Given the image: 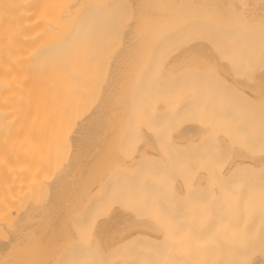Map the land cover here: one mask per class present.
Wrapping results in <instances>:
<instances>
[{"label": "bare ground", "instance_id": "bare-ground-1", "mask_svg": "<svg viewBox=\"0 0 264 264\" xmlns=\"http://www.w3.org/2000/svg\"><path fill=\"white\" fill-rule=\"evenodd\" d=\"M0 264H264V0H0Z\"/></svg>", "mask_w": 264, "mask_h": 264}, {"label": "rangeland", "instance_id": "rangeland-1", "mask_svg": "<svg viewBox=\"0 0 264 264\" xmlns=\"http://www.w3.org/2000/svg\"><path fill=\"white\" fill-rule=\"evenodd\" d=\"M194 64H195V66H197L198 63H195V61H194L193 64H191L192 67L194 66ZM189 65H190V64H189ZM244 96H245V95H244ZM118 137H119V136H118ZM118 137H117V138H118ZM110 138H111V137H110ZM117 138L114 137V139L116 140V143H117V145H118L119 147L116 145L114 139H110V140H113V144H111L112 142H111V143L108 142L109 145H110V147H108V146H109L108 144H106L105 147L108 145L107 147H108V148H112V150H113V152H114L115 150H114L113 148H114V146H117V147H116V152L118 153V149L120 148V144H119V143L121 142V139H120V141L117 142V140H118ZM108 139H109V138H108ZM106 141H107V139H106ZM63 143H64V142H62V144H63ZM105 143H107V142H105ZM62 144H61V143L58 144L60 147H59V146H57V147H59L60 149H62V147H63V149L61 150V151H62V152H61V156L63 155L64 160H63V157H61V159L63 160L62 162H65L66 158H67V159L71 158V155L68 156L69 158H68V157H65V156L68 155L69 151H70V154H71L72 151H71V150H68V151H67V149H68V145H67L68 142H67V144H66V142H65V144H66V146L64 145L65 147H64ZM70 145H71V144H69V146H70ZM111 145H112V147H111ZM113 145H114V146H113ZM61 146H62V147H61ZM101 146H102V145H101ZM102 147H104V145H103ZM105 147H104V149H105V151H106V148H105ZM65 148H66V149H65ZM64 149H65V153L68 152L67 154L63 153V150H64ZM70 149H71V148H70ZM104 149H103V150H104ZM120 149H121V148H120ZM120 149H119V150H120ZM107 150H108V149H107ZM109 150H110V149H109ZM112 150H111V151H112ZM99 151H101V150H99ZM111 151H110V152H111ZM110 152H109L108 156L106 155V154H107V152H106L105 156L110 158V157H111L110 155H113V154H114V157H117V155L115 156V152H114V153H111V154H110ZM104 153H105V152H104ZM104 153H102V154H104ZM105 156H104V158H105V160H106V157H105ZM100 157H101V156H100ZM112 157H113V156H112ZM58 158H59V157H58ZM104 158H103V159H104ZM109 158H108V159H109ZM61 159H60V161H58L59 159H56L58 162H57L56 160L53 161V163H57V164H52V166H51V164L49 165V167H51V168H53V167L55 166V169H54V170L52 169L54 172H56L55 170L57 169L58 165L60 164ZM99 159H101V158H99ZM99 159H98V160H99ZM103 159H102V160H103ZM113 159H114V158H113ZM113 159H112L111 161H110V160H109V161L106 160V162L104 163L105 165H106V164L108 165V163L111 162V164H113V165H111V164H109V165H111V168H112V169L110 168L109 165H108L107 167L105 166L106 168H105V167H104V168H101L100 166H102L103 161H102V164L99 163V164H101V165L98 164L99 167H100V169L103 170V174H102L101 170L99 171V172H101V173H100L101 175L99 174L100 176H98V175L95 174L96 176H98V177H96V179L99 178V179H98L99 181H97V180L94 178V179H95V181H94L95 183L100 182V178H101V177L103 178V175L105 174L104 172L108 173V172L110 171V169H111V171H110L108 174L110 175L111 172L114 173V170H116V166L114 165ZM98 160H97V161H98ZM105 160H104V161H105ZM115 160H116V161H115ZM115 160H114L115 162H118L117 158H116ZM66 161H67V160H66ZM69 161H70V160H68V162H69ZM107 161H108V162H107ZM62 162H61V163H62ZM112 162H113V163H112ZM51 163H52V162H51ZM58 163H59V164H58ZM95 164H96V162H95ZM95 164H94V166H95ZM242 164H243V163H242ZM53 165H54V166H53ZM61 165H62V167H63L64 164H61ZM61 165L59 166V168L61 167ZM66 165H67V162H66ZM64 166H65V165H64ZM96 166H97V165H96ZM113 166L115 167V169L113 168ZM97 167H98V166H97ZM99 167H98V168H99ZM95 168H96V167H93V169H95ZM98 168L95 169V170H97V172H98V170H99ZM47 169H48V171H47V170L44 171V176H45L46 174H47L46 176H48V172H49V174H50V172L52 173V171H50L51 169H50V170H49V168H47ZM61 169H62V168H61ZM104 169H105V170L108 169V172L105 171ZM59 171H61V170H59ZM54 172H53V173H54ZM112 173H111V174H112ZM57 174H58V173H57ZM51 175H52V174H51ZM53 175H55V173H54ZM53 175H52V176H53ZM109 175H108V176H109ZM52 176L49 175L48 177H52ZM105 176H107V174L104 175V177H105ZM48 177H46V178H48ZM92 177H93V176H92ZM89 179H91V178H89ZM92 179H93V178H92ZM106 179H107V178L105 177V179L103 180V182H105ZM34 181H35V184H36V181H37V180L35 179ZM83 181H84V179H83ZM101 181H102V180H101ZM88 182H89V180H88ZM92 182H93V181H92ZM94 182H93L92 185H93V187L95 188V185H96V184H95ZM39 183H40V181H39ZM37 184H38V182H37ZM37 184H36V186H38ZM100 184H102V187H104L103 183H101V182H100L99 184H97V187H98V185H99V186H100L99 188H100V189H103V188L101 187ZM40 186H41V185H40ZM42 187H43V186H42ZM97 187H96V188H97ZM40 189H41V187H40ZM40 189H38V190H39V191H38V194H36L37 197H36V198L34 197V199L36 200V203L38 202L37 204H39L40 201L43 202V201H42L43 199L46 200V199H47V196H48V198H49V195L46 193V192L48 191V190L46 191L47 188H44V189H45V190H44L45 193H44V191H42L43 189H42V190H40ZM41 191H42V192H41ZM42 193H44V194H42ZM39 194H42L43 196H45V194H46L47 196H45V198H43V196L40 197L41 195H39ZM39 197L41 198L40 201L38 200ZM45 200H44V201H45ZM47 201H48V200H47ZM43 203H44V202H43ZM41 204H42V203H41ZM37 213H39V212H36L35 214H37ZM52 220H53V219H51L50 221L52 222ZM51 222L48 221V223H49V225H47L48 228H49ZM52 228H53V227L51 226L50 229H52ZM50 229H49V230H50ZM50 236H52V235H50ZM50 236H48V239L46 240V241H47V245H49V237H50ZM34 237H36V236L34 235ZM37 238H39V237H36V238H35L36 240H33V238H32L31 241L33 242V244H31V246H29L30 249H31V248L33 249V250H29V251H30V252L32 251L31 253H34V254H36L35 251L38 252V250L35 249L37 246L34 247V248L32 247L33 245L35 246L36 244H38V243H36ZM50 240H51V237H50ZM34 241H35V242H34ZM38 241H39V240H38ZM41 241H42V239L40 240V244L42 243ZM32 242H31V243H32ZM34 243H35V244H34ZM40 244H39V245H40ZM39 245H38V247H39ZM48 247H49V246H48ZM48 247H47V248H48ZM47 250L49 251L50 248L47 249ZM33 251H34V252H33ZM62 251H63V250H62Z\"/></svg>", "mask_w": 264, "mask_h": 264}]
</instances>
